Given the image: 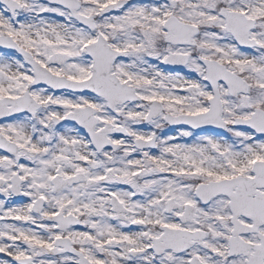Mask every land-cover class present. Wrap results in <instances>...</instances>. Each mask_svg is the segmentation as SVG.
Here are the masks:
<instances>
[{
	"label": "snow or ice",
	"instance_id": "1",
	"mask_svg": "<svg viewBox=\"0 0 264 264\" xmlns=\"http://www.w3.org/2000/svg\"><path fill=\"white\" fill-rule=\"evenodd\" d=\"M0 264H264V0H0Z\"/></svg>",
	"mask_w": 264,
	"mask_h": 264
},
{
	"label": "rangeland",
	"instance_id": "2",
	"mask_svg": "<svg viewBox=\"0 0 264 264\" xmlns=\"http://www.w3.org/2000/svg\"><path fill=\"white\" fill-rule=\"evenodd\" d=\"M0 256H2V254H0Z\"/></svg>",
	"mask_w": 264,
	"mask_h": 264
}]
</instances>
